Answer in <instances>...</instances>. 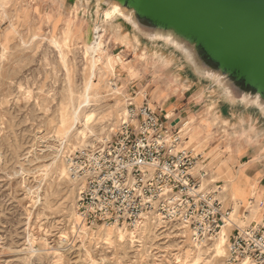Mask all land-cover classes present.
I'll use <instances>...</instances> for the list:
<instances>
[{"label": "rangeland", "instance_id": "1", "mask_svg": "<svg viewBox=\"0 0 264 264\" xmlns=\"http://www.w3.org/2000/svg\"><path fill=\"white\" fill-rule=\"evenodd\" d=\"M97 3L0 0V264H226L228 247L226 256L219 258L214 243L198 249L187 231L151 219L137 230L126 227L123 240L114 236L108 243V225L89 226L77 211L80 188L60 176V170L67 169V158L108 141L129 99L143 89L151 99L154 80H164L172 89L178 69L192 70L189 62L179 68L173 57L163 56L162 48H169L182 58L175 47L144 40L116 20L105 26L103 50L119 55L115 63L122 56L136 73H122L118 67L112 75L105 69L104 58L91 73L90 61L93 56L98 62L102 40L86 46L91 40L66 37L64 31L67 24L74 30H101L103 24L95 26ZM135 35L141 40L140 50L135 47ZM143 51L147 56L142 60ZM198 79L201 85L193 96L197 104L193 115H197L196 125L203 122L207 127L209 142L218 143L225 156L227 145L234 153L257 146L259 132L243 115L226 124L218 120L223 112L214 92L218 87L209 79ZM189 114L175 118L186 120ZM220 153L212 162L203 154L200 157L212 163L218 177L211 173L210 180L223 185L225 205L230 207L235 204L230 186L242 165L231 155L223 159ZM239 213L234 222L241 219L236 224L249 226L247 220L242 223L245 213ZM77 217L92 230L81 232Z\"/></svg>", "mask_w": 264, "mask_h": 264}, {"label": "built area", "instance_id": "2", "mask_svg": "<svg viewBox=\"0 0 264 264\" xmlns=\"http://www.w3.org/2000/svg\"><path fill=\"white\" fill-rule=\"evenodd\" d=\"M186 143L181 121L152 110L148 95L141 105L129 99L108 141L67 158L69 175L81 185L77 210L82 221L132 228L149 218L187 231L194 244L203 246L229 226L226 264H264V221L236 224L223 185L210 180L206 162Z\"/></svg>", "mask_w": 264, "mask_h": 264}, {"label": "water", "instance_id": "3", "mask_svg": "<svg viewBox=\"0 0 264 264\" xmlns=\"http://www.w3.org/2000/svg\"><path fill=\"white\" fill-rule=\"evenodd\" d=\"M144 40L177 45L195 76L264 116V0H97Z\"/></svg>", "mask_w": 264, "mask_h": 264}, {"label": "crops", "instance_id": "4", "mask_svg": "<svg viewBox=\"0 0 264 264\" xmlns=\"http://www.w3.org/2000/svg\"><path fill=\"white\" fill-rule=\"evenodd\" d=\"M139 47H142L141 44ZM101 48L105 49L104 44L101 46ZM146 50H148V48ZM162 51L164 57L169 55L173 57L175 62L174 64L175 67L176 66L179 68L181 66L183 67L184 62L181 57L179 58V55L175 51H172L169 48H162ZM144 52L145 51H143L142 54ZM120 58L123 57L120 56ZM130 66L132 67L131 64ZM132 68H133L132 73L135 74L136 73L135 68L134 67ZM119 69L122 73L128 72L131 74L129 70H126L124 68L122 69V67H120ZM183 69L181 68L178 69L179 73L177 78L173 82L174 85L172 84V89L168 88L170 86L169 85L167 86L164 80L156 79L153 81L154 90L151 93V99L148 100L149 106L158 113L164 112L168 118H174L176 120H180L181 123L184 126H186L187 129L186 144L189 146V149H195L198 150L200 153H202L200 148L201 141L202 142L208 141L206 144L207 147L216 150L217 153L222 152L223 159H227L231 155L237 160L239 164L246 166L251 177L250 178L251 183L254 182L258 187L257 199L264 207V116L256 108L241 106L239 102L230 103L227 100V98H224V96L222 95L223 92H221L220 89L214 91L217 97H219L217 103L223 105L222 107L223 112L221 111L222 113L219 114L218 120L220 118L224 120V123H228V122L230 123L236 118L240 119L241 118L240 116L243 115L242 118L249 120L250 123L254 126L255 129L254 131L259 132L257 135V140H258L257 146L241 147L240 149H238V151L234 153L232 151L231 145H227L225 148L228 151L227 152L228 155L226 154L227 156H225V152H223V149L220 147L218 143L209 142V135H208L209 131L207 127L204 125V123L202 122L201 124L196 125L195 118L197 117V115H193L196 114L193 112L194 109L197 108V104L193 101V96L196 93V89L201 84L199 82L198 77L195 76L192 70L191 71L189 70L190 73H186ZM175 86H180V87L176 90H173V87ZM146 91L147 89H143L137 92V95L133 98L136 104L141 105L143 103L145 96L148 95ZM251 109H256L257 111ZM175 112L177 114H181L182 116L184 114L188 115L189 113L191 115L189 114L188 119L185 120L182 119V117L175 118V116L177 115L175 114ZM245 114H247L248 117H244ZM193 131H196L195 133L197 134V136L193 141H191L190 134ZM244 158L247 159L243 160ZM203 161L206 162L209 172L211 171L210 176L211 173L213 174V176H217L214 172V168L212 167L211 159H210L211 161L210 164H208L207 160H203ZM253 203L254 205L252 206V208L249 209V212L251 217L254 218L258 223L259 217L261 219V217L264 214V211H257L256 200H254Z\"/></svg>", "mask_w": 264, "mask_h": 264}, {"label": "bare ground", "instance_id": "5", "mask_svg": "<svg viewBox=\"0 0 264 264\" xmlns=\"http://www.w3.org/2000/svg\"><path fill=\"white\" fill-rule=\"evenodd\" d=\"M79 1H81V0H79ZM95 14H96V17H97V23L95 24V26L96 25H100V24L104 25L101 28V30H95V31L94 30L91 31L90 29H88L87 31L74 30L70 26V24H67L66 25V29L64 31V35L66 37L77 36L79 39H82V38L85 37V38H87L88 41L91 40V42L89 44H86V46L87 45L93 46L97 42L102 40L101 41V46H102L104 44L103 43L104 33L106 32V27L105 26L106 25L115 24L116 20L122 23V15H121V13L119 12V10L117 8H114V7H103L99 2L96 4ZM127 40H128V36L124 38L123 44H126ZM150 42L154 43L156 41H150ZM163 43L165 44V46H170V44H172L169 39L163 41ZM134 44H135L136 48H139V46L141 44V40L136 35H135V38H134ZM155 44H157V43H155ZM172 45L177 47V45H175L174 43ZM85 51H86L85 52L86 54H89L88 50H87V47H86ZM146 54H147V52H144L142 54V56H141L142 60L146 58V56H147ZM117 56H119V55H117ZM117 56H110V55H108L106 50L102 49V54L99 56L98 62H96V60L92 56V61H90L91 73L95 72L98 69L99 65H102V59L103 58H104V63L103 64L105 66V69H107L108 72L111 73L112 75L116 74V71H117L118 67H122V69L124 68L126 70H129L132 73L133 72V68L130 66L129 63H126V61H124L123 58H118V61H117L118 63H115ZM181 56H182V60H183L184 63L188 62L187 56H185L184 54L181 55ZM98 63H100V64L98 65ZM90 85H88L87 87H89V89L91 90L92 86H90ZM212 85H215V87L216 86L218 87V84L215 83V82H213ZM114 89H115V91L117 93L120 92V89H118L116 87H114ZM219 89H220V87H218V90ZM222 95L224 96V98H227V96L224 93H222ZM240 105L241 106H245V104L242 101L240 102ZM124 114H125V112L121 115L122 117L120 118V121L123 118ZM86 122H89V120L87 119ZM184 131L187 134L186 126H184ZM195 132L196 131H193L190 134V140L191 141H193L195 139V137L197 136V134ZM207 142L208 141H205V142L201 141V144H200V148H201V152H202L201 154H203V156H205L206 158H210V159L212 158V159L218 160V158L221 156L220 155L221 153L220 152L217 153L216 150L208 148L207 145H206ZM190 151L192 152V154L194 156H200L201 155V154H199V155H195L194 154L196 151L199 152L198 150L191 149ZM223 168H225V165H223L222 169ZM214 171H216V170H214ZM60 176L62 178H64V179L68 178V180L70 182H72L73 184H77L78 187L81 189V185L76 180L72 179V177L69 175L68 167H67V169L62 168L60 170ZM250 178L251 177H250V174H249V172L247 170V167L242 165L237 170L236 175H235V179H234L233 183H231V186H230L231 192L233 194V197H232L231 200L235 203V204H233V208H234V211H235V216L240 214L239 212H241V213L244 212L245 213V216L242 219L243 220L242 221L243 225L246 224V222H245L246 220H247V224L257 223L256 220L251 217L250 212H249V209L252 208V206L254 205L253 201L254 200L257 201V211H259L261 206H262L261 203L259 202V200L257 199L258 187L256 186V184L254 182L251 183V179ZM261 209L264 211L263 206H262ZM237 210L239 212H237ZM146 220H150V219L149 218H143L141 222L134 224L132 226V228H134V230H137V228H138L137 226L143 224V222H145ZM235 221H236V223H238L240 225L239 222L241 221V219H238V220L236 219ZM263 221H264V216L261 217V220L257 224H262ZM75 224L79 226L81 232H86L87 230H92L91 228H88L83 223L81 224L79 217H77ZM105 227L107 228L105 235L107 237L106 241L108 243H110V241L112 240V238L114 236H116V239H118L120 241L123 240L127 236V233H128V231H126L127 230L126 227H128L127 225L119 226L117 224H113V225H108V226H105ZM119 227H124V228H119ZM228 227L229 226L225 227L221 231V234H220L219 238L214 242V247L216 248L215 250H216L217 256L219 258H222V257L226 256V247H229V237H230V234H231L232 230H231L230 227H229L230 228V230H229ZM134 233L135 232L131 233V236H134L135 235ZM194 246L196 248H198V249L199 248L200 249H204L207 245L203 246V245L194 244Z\"/></svg>", "mask_w": 264, "mask_h": 264}]
</instances>
